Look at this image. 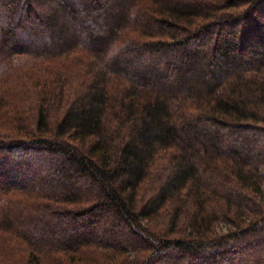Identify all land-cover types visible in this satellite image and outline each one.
<instances>
[{
    "label": "trees",
    "instance_id": "1",
    "mask_svg": "<svg viewBox=\"0 0 264 264\" xmlns=\"http://www.w3.org/2000/svg\"><path fill=\"white\" fill-rule=\"evenodd\" d=\"M15 255L264 264V0H0Z\"/></svg>",
    "mask_w": 264,
    "mask_h": 264
},
{
    "label": "rangeland",
    "instance_id": "2",
    "mask_svg": "<svg viewBox=\"0 0 264 264\" xmlns=\"http://www.w3.org/2000/svg\"><path fill=\"white\" fill-rule=\"evenodd\" d=\"M31 102H32V100H29V101L25 102L24 105L18 104L15 108H13L17 112H21L20 114H17L16 116L17 117L19 116V117H24L25 118L26 115L30 112ZM10 114H12V112H10ZM16 156H19V155H16ZM33 160H35V158H33L32 161ZM221 224H223V223H219V225H221ZM23 258L24 257L21 256V255H19V256L18 255L12 256V258L10 259V263L11 264H22V259Z\"/></svg>",
    "mask_w": 264,
    "mask_h": 264
}]
</instances>
